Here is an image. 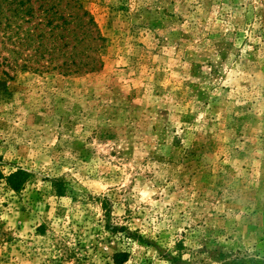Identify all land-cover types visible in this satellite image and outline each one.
Instances as JSON below:
<instances>
[{"label":"rangeland","instance_id":"rangeland-1","mask_svg":"<svg viewBox=\"0 0 264 264\" xmlns=\"http://www.w3.org/2000/svg\"><path fill=\"white\" fill-rule=\"evenodd\" d=\"M78 1L93 72L0 34V264H264V0Z\"/></svg>","mask_w":264,"mask_h":264},{"label":"trees","instance_id":"trees-1","mask_svg":"<svg viewBox=\"0 0 264 264\" xmlns=\"http://www.w3.org/2000/svg\"><path fill=\"white\" fill-rule=\"evenodd\" d=\"M1 26L4 28L0 29V34L5 35V31L10 30L13 37H17L13 43L17 48L26 45L33 52L23 63H17L23 70L75 75L96 69L82 57L95 53L94 46L98 47L102 39L94 19L78 0H0ZM17 50L12 53L19 54ZM2 178L8 189L19 193L28 182L29 174L19 169ZM115 258H123L116 263L124 264L127 255L117 254ZM238 261L245 263L242 259Z\"/></svg>","mask_w":264,"mask_h":264}]
</instances>
